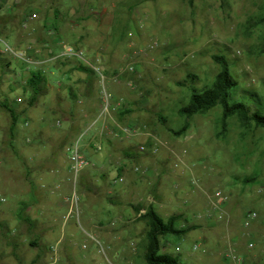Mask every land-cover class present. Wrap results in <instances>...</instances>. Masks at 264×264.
Returning <instances> with one entry per match:
<instances>
[{"label":"rangeland","instance_id":"rangeland-1","mask_svg":"<svg viewBox=\"0 0 264 264\" xmlns=\"http://www.w3.org/2000/svg\"><path fill=\"white\" fill-rule=\"evenodd\" d=\"M45 2L56 17L31 20L33 7L3 9L26 43L18 47L0 33V105L7 99L20 115L11 140L0 106V264H51L52 257L57 264H146L148 226L139 213L149 206L164 220L181 215L179 229L195 228L162 240V253L182 264H264V129L231 119L222 135L216 108L190 119L184 136L172 132L185 122L178 111L191 87H209L219 74L214 56H225L240 89L258 93L264 106V0ZM36 21L57 42L56 65L32 68L44 69L47 90L29 107L19 56H28ZM69 46L103 69L104 83L97 76L91 84L79 62L59 58ZM42 53L28 58H50ZM104 89L112 103L122 102L107 114ZM244 98L257 107L259 99ZM125 128L130 133L116 136ZM75 143L91 164L78 176L66 153ZM217 190L225 204L214 199ZM50 201L60 206L43 211ZM22 205L32 224L18 218ZM46 221L54 235L45 242ZM7 227L12 241L3 236Z\"/></svg>","mask_w":264,"mask_h":264},{"label":"trees","instance_id":"trees-1","mask_svg":"<svg viewBox=\"0 0 264 264\" xmlns=\"http://www.w3.org/2000/svg\"><path fill=\"white\" fill-rule=\"evenodd\" d=\"M262 53H264V50ZM213 59L221 68L219 74L209 87H205L202 90L191 87L188 103L182 106L178 111L179 116L183 118L185 122L179 130H172L173 134L177 137L184 136L189 130L190 119L195 116L206 115L216 108H220L221 110L220 134L222 135L226 133L228 121L231 119L237 120L243 128L254 127L257 129H264V106L259 94L240 89V84L232 75L230 64L225 56H214ZM9 66L10 64L8 63L7 67L9 68ZM77 71L87 74L91 84H93V79L98 76L91 67L82 63H80ZM189 79L193 82L192 76H190ZM26 85L31 91L28 106L34 107L47 90L45 71L39 70L31 72V76L27 80ZM239 96H250L253 99H259V101H256L258 103L257 107L250 105L244 97L242 100H238ZM0 106L9 114L11 120L9 132L11 140H14L20 115L17 113L16 109L10 106L7 99L2 102ZM161 121L166 123L165 118H162ZM124 154L125 157L129 159L132 158L130 151H125ZM252 182H254V180L247 181V183ZM17 216L20 220L32 224L31 219L24 215V206L21 207ZM140 218L145 220L148 226L144 254L146 264H182L174 256L162 253V240L167 236H184L195 230V228L179 229L178 223L182 219L181 215H174L168 220H164L153 206H149L148 209L145 210V214L141 215ZM8 232L9 228L7 227L3 235L4 238H6L5 236ZM6 240L12 241L10 238H6ZM31 246L36 245L31 243ZM31 264H37V262L33 261Z\"/></svg>","mask_w":264,"mask_h":264},{"label":"crops","instance_id":"crops-1","mask_svg":"<svg viewBox=\"0 0 264 264\" xmlns=\"http://www.w3.org/2000/svg\"><path fill=\"white\" fill-rule=\"evenodd\" d=\"M19 2H20V0H15L13 2H9V0H5L3 2L4 7L0 11V33L1 32L5 33L7 36L10 35V37L13 38L14 43L18 47L19 46H25L26 38L23 35H15L14 33H12L13 28H11V27H12V25H14V22L16 21V19L3 12V9H5V7H7L8 9L13 8V9L19 10V12L21 10H23L24 8L33 7L32 8V10H33L32 14H37V18L34 20H40L43 16L47 20L51 19L52 17H56L55 16L56 11L53 9L52 6H50L48 3H46L45 0H22L21 3H19ZM63 3H66V1H63ZM16 10L13 12V14H14L13 16H17L18 13L16 12ZM36 22L37 23L33 24V27L31 28V30H32L31 35H30L31 42H30V46H29L28 51H27L28 56L27 57L24 56V57L28 58L30 55V56H33L35 58H43L42 51L47 50L48 56L50 57L47 60L39 61V60H35L33 58L31 59V57L28 59H31L32 61H35V62L42 64V65L50 64L52 66H55L56 62H54V59H55L54 57L56 56V54L54 51V46L56 45L57 42H55V39L52 40V38L47 37V35L45 34V31H44L45 25L43 26V25L39 24L38 21H36ZM49 35L52 36L53 33H50ZM23 62H24L23 63V66H24L23 77L26 78V80H28L31 76V72H33L32 68H34V66H31V67L27 66L26 62L25 61H23ZM68 62L75 64L77 61L69 60ZM9 64H10V66H9V68H10L11 63L9 62ZM78 67H79V65H78ZM42 68H43V66H42ZM43 71H44V69H43ZM70 71L71 70L69 69L65 73L71 75ZM81 79H83V77H81ZM93 84L95 85L96 81ZM75 89L77 90V88H75ZM85 97H87V96H85ZM90 104L88 103V105H90ZM124 153H125V151H124ZM44 178L45 177H43L42 180H44L46 183H48L50 179L49 178L44 179ZM51 203H53V202L50 201L46 205L42 204L41 206L43 208V211L45 209L52 210V208H56L57 206L58 207L60 206L59 203L58 204L55 203V205H52ZM142 210H145V209L143 208ZM46 223H47V225L44 227V232L42 233V236L47 235V237L44 239L45 242L47 241L48 238H50L54 235L53 224L50 222H47V221H46Z\"/></svg>","mask_w":264,"mask_h":264},{"label":"built area","instance_id":"built-area-1","mask_svg":"<svg viewBox=\"0 0 264 264\" xmlns=\"http://www.w3.org/2000/svg\"><path fill=\"white\" fill-rule=\"evenodd\" d=\"M31 20H34L37 18V16L35 14H30L29 15ZM23 61L26 62L27 66H38L40 65L39 63L32 61L31 59L25 58L23 55L19 56ZM59 58L62 59H66V60H74L77 61L79 63L85 64L89 67H91L96 74L101 78V83H104V79H105V73L103 71V69L99 66H95L93 64H91L89 61H87L85 59V54L84 52L79 49L78 47H73V46H69L65 53H64V57L61 56ZM103 86V85H102ZM103 101L105 104L104 107V114L109 113L111 110H115L117 107L122 105V102H118L116 105L115 103H112V97L110 94H107L106 90L104 89V95H103ZM18 103L21 102V99H18L17 101ZM61 123L58 122V126H60ZM24 126H28V123H25ZM130 133V129H122L120 131H118V133L116 134V136H124L126 134ZM102 147L101 145H98L96 147L97 151H101ZM141 153H144L146 151V147L145 146H141L139 148ZM66 153L68 154V158L71 162V169L74 172L75 176H78V174L86 167L90 166V162L88 160H86V158L83 156V154L80 151L79 145L78 143L72 144L71 146H69L66 149ZM135 172H140L139 168L135 169ZM124 179L122 177L119 178V182H123ZM214 199L219 200L220 202H222V204H225L227 198L225 197V195L221 192V191H216L214 194ZM1 202H5V199H1ZM145 214V210H141L139 213V217L141 215ZM249 218H257V214L255 212H251L250 214H248ZM250 247H252V245H250ZM195 250L197 249V246H195L194 248ZM51 254L55 253V249L54 248H50L49 249ZM179 250V248L177 249ZM57 259L56 257H52V262L51 264H57Z\"/></svg>","mask_w":264,"mask_h":264}]
</instances>
